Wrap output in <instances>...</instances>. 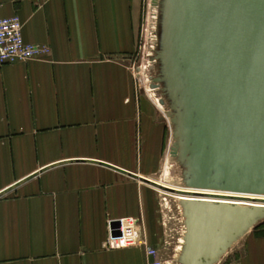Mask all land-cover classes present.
Segmentation results:
<instances>
[{"label":"crops","instance_id":"crops-1","mask_svg":"<svg viewBox=\"0 0 264 264\" xmlns=\"http://www.w3.org/2000/svg\"><path fill=\"white\" fill-rule=\"evenodd\" d=\"M157 3L0 0V18L18 15L24 40L50 48L0 65V264H147L144 246L107 239L129 217L150 244L162 233L145 179L163 166L169 126L128 66ZM227 264H264V229Z\"/></svg>","mask_w":264,"mask_h":264},{"label":"water","instance_id":"water-1","mask_svg":"<svg viewBox=\"0 0 264 264\" xmlns=\"http://www.w3.org/2000/svg\"><path fill=\"white\" fill-rule=\"evenodd\" d=\"M170 92L182 111L172 124L194 154L193 188L264 191V0H163ZM153 88L163 78H153ZM164 103V100H161ZM156 187L160 184L145 179ZM172 192L186 193L174 188ZM180 264H215L255 223L264 206L185 200ZM119 221L111 223L120 236Z\"/></svg>","mask_w":264,"mask_h":264},{"label":"rangeland","instance_id":"rangeland-1","mask_svg":"<svg viewBox=\"0 0 264 264\" xmlns=\"http://www.w3.org/2000/svg\"><path fill=\"white\" fill-rule=\"evenodd\" d=\"M162 3L163 0H158L156 11L153 13L154 19L151 24H149V27L152 26V29H147V32L151 31L150 41L146 45L142 44L139 46V51L128 58V66L137 83L151 98L155 106H157L159 114L167 120L169 126L170 145L168 151L165 152L163 166L153 177V180H161L168 185L193 189V187L198 184V172L194 167V152L183 144L179 156L173 157L171 153L174 143L180 141V136L177 135L179 129L176 130V128H180V126L172 124L173 119L176 118L172 116L178 115L182 109L178 101L179 96L170 92L171 80L168 76L170 67L167 61L161 57L164 52L169 51L167 48L168 28L166 25L168 19ZM157 76L162 77L163 81L160 83V87L153 88V78ZM161 100H164V103H161ZM158 188L162 189L161 187H157V189ZM211 191L224 194H239L244 196L256 195L264 197V191L261 193ZM179 197L181 196L159 190L158 215L160 224H158V227L161 229L162 233L157 236V243L161 244L163 256L169 264H180V257L184 247L182 240L186 232V217L183 204L179 200ZM241 199L242 198L238 200ZM226 200H229V198ZM263 229L264 218L255 223L242 237H240L215 264H227L229 259L234 257L235 252L240 250L247 235ZM258 232L260 233L261 231Z\"/></svg>","mask_w":264,"mask_h":264},{"label":"built area","instance_id":"built-area-1","mask_svg":"<svg viewBox=\"0 0 264 264\" xmlns=\"http://www.w3.org/2000/svg\"><path fill=\"white\" fill-rule=\"evenodd\" d=\"M41 1V0H36ZM45 44L27 43L23 37V22L18 15L0 18V65L25 62L49 54ZM120 236H114L110 223L107 248L144 246L147 264H169L163 256L161 244H150L142 230V222L135 217L118 220Z\"/></svg>","mask_w":264,"mask_h":264},{"label":"bare ground","instance_id":"bare-ground-1","mask_svg":"<svg viewBox=\"0 0 264 264\" xmlns=\"http://www.w3.org/2000/svg\"><path fill=\"white\" fill-rule=\"evenodd\" d=\"M154 182L160 184L161 186H164V188H174L176 190H181L186 193H177L172 192L166 189H160L161 191L168 192L170 194H176L181 197H179V200L181 203H183L185 200H206V201H212V202H224L229 204H241V205H252V206H264V197L262 196H256V195H239V194H224L220 192L211 191L210 189H203V188H182L179 186L174 185H168L163 183L161 180H154ZM229 200H226L228 199ZM233 198V199H231ZM242 198L241 200H238ZM183 243L186 242V240L183 238Z\"/></svg>","mask_w":264,"mask_h":264}]
</instances>
